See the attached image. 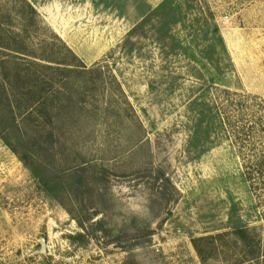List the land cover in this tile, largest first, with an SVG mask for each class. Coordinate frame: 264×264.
Listing matches in <instances>:
<instances>
[{"label":"rangeland","instance_id":"obj_1","mask_svg":"<svg viewBox=\"0 0 264 264\" xmlns=\"http://www.w3.org/2000/svg\"><path fill=\"white\" fill-rule=\"evenodd\" d=\"M1 58L0 264H264V0H0Z\"/></svg>","mask_w":264,"mask_h":264},{"label":"trees","instance_id":"obj_2","mask_svg":"<svg viewBox=\"0 0 264 264\" xmlns=\"http://www.w3.org/2000/svg\"><path fill=\"white\" fill-rule=\"evenodd\" d=\"M32 55V54H30ZM41 58L43 59H48V56H45V55H40ZM8 60H6L5 58H1L0 59V77L5 79L6 77L8 78H12L13 80L14 79H18L19 77V73H17V69H13L11 71H8L7 70V62ZM47 67V66H46ZM48 68H42V71L46 70ZM41 70V69H40ZM0 83H1V80H0ZM4 139V138H3ZM6 141V140H5ZM6 143L17 153V155L21 158V160H23V162L25 163L26 166H28L31 170V172L37 176L39 179L42 180V176L40 174V171L38 169H36V167H34L27 159L26 157H24L23 155H21L20 153H18V151L15 149V147L9 143L8 141H6Z\"/></svg>","mask_w":264,"mask_h":264}]
</instances>
